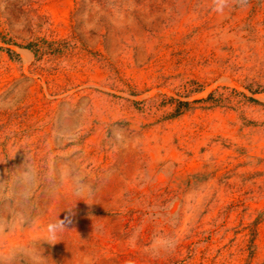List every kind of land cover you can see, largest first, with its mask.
<instances>
[{
    "label": "rangeland",
    "instance_id": "1",
    "mask_svg": "<svg viewBox=\"0 0 264 264\" xmlns=\"http://www.w3.org/2000/svg\"><path fill=\"white\" fill-rule=\"evenodd\" d=\"M0 254L264 264V0H0Z\"/></svg>",
    "mask_w": 264,
    "mask_h": 264
},
{
    "label": "clouds",
    "instance_id": "2",
    "mask_svg": "<svg viewBox=\"0 0 264 264\" xmlns=\"http://www.w3.org/2000/svg\"><path fill=\"white\" fill-rule=\"evenodd\" d=\"M247 0H212L213 11L218 14H223L225 10L230 9L233 6H245ZM64 222L58 220L56 223L50 226L48 239L50 242H56L59 232L64 229ZM138 238L137 233H133L129 240L135 242ZM178 243V239L174 235L160 236L155 235L153 238L152 246L149 251L153 255H159L161 252H170L175 249ZM0 264H3V256L0 254Z\"/></svg>",
    "mask_w": 264,
    "mask_h": 264
},
{
    "label": "trees",
    "instance_id": "3",
    "mask_svg": "<svg viewBox=\"0 0 264 264\" xmlns=\"http://www.w3.org/2000/svg\"><path fill=\"white\" fill-rule=\"evenodd\" d=\"M254 100H256V99H254Z\"/></svg>",
    "mask_w": 264,
    "mask_h": 264
}]
</instances>
